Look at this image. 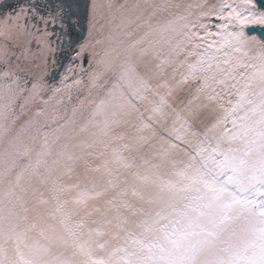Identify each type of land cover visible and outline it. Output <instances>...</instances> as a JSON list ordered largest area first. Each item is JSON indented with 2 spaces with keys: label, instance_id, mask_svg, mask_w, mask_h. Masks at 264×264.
Instances as JSON below:
<instances>
[{
  "label": "snow or ice",
  "instance_id": "obj_1",
  "mask_svg": "<svg viewBox=\"0 0 264 264\" xmlns=\"http://www.w3.org/2000/svg\"><path fill=\"white\" fill-rule=\"evenodd\" d=\"M0 264H264V0H0Z\"/></svg>",
  "mask_w": 264,
  "mask_h": 264
}]
</instances>
